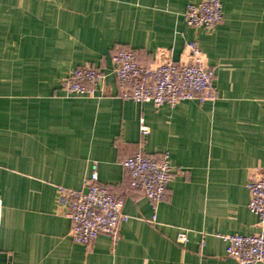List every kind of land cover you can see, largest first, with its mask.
<instances>
[{"label":"crops","instance_id":"0c3cea01","mask_svg":"<svg viewBox=\"0 0 264 264\" xmlns=\"http://www.w3.org/2000/svg\"><path fill=\"white\" fill-rule=\"evenodd\" d=\"M201 1L0 0V264H237L222 235L260 230L247 183L264 165V0H221L212 31L186 23ZM191 42L214 71L211 100L122 98L116 49L151 65L161 52L183 59ZM85 65L104 82L92 97L69 94L62 80ZM139 150L170 156L156 210L122 166ZM94 165L129 218L117 239L86 246L72 240L60 188L83 189Z\"/></svg>","mask_w":264,"mask_h":264},{"label":"built area","instance_id":"2783aa9c","mask_svg":"<svg viewBox=\"0 0 264 264\" xmlns=\"http://www.w3.org/2000/svg\"><path fill=\"white\" fill-rule=\"evenodd\" d=\"M185 20L191 28L212 31L223 20L221 0H202L189 4ZM113 73L124 99L136 103H152L156 108L175 107L187 100L201 103L212 99L211 84L214 71L196 42L186 46L183 59L174 61L168 53L161 52L154 64H141L131 50L116 49L112 55ZM104 73L91 65L73 69L63 80L66 92L76 96L95 95L104 82ZM147 128H143L146 133ZM123 168L129 173L130 186L143 193L153 210L167 197L173 179L170 156L163 153L152 157L139 150L127 157ZM250 192L248 208L258 217L260 230L252 235H222L227 243L226 255L237 264H264V165L252 169L247 183ZM61 200L69 208L71 237L77 244L92 246L100 234L117 239L120 224L129 217L124 213L125 199L120 192H112L99 182L97 166L85 179L83 189L67 191L60 188ZM2 202L0 201V227ZM155 220V218H153ZM185 233L177 242L185 244Z\"/></svg>","mask_w":264,"mask_h":264}]
</instances>
